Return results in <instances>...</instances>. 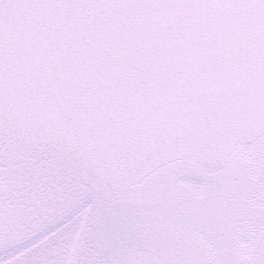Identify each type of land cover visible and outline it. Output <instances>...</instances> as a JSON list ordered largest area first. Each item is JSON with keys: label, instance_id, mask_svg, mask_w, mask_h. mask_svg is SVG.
Wrapping results in <instances>:
<instances>
[{"label": "water", "instance_id": "1", "mask_svg": "<svg viewBox=\"0 0 264 264\" xmlns=\"http://www.w3.org/2000/svg\"><path fill=\"white\" fill-rule=\"evenodd\" d=\"M142 11L103 0H53L39 11L31 33L0 40V135L53 149L105 202L119 199L155 170L183 158L204 172H216L236 144L252 143L264 134V121L245 114L198 140L161 130L137 145L136 127L122 123L124 142H90L103 123L101 113L143 111L141 105L130 109L120 97L171 86L170 80L126 78L127 69L115 67L113 41H119V30L134 25ZM53 102L55 110L48 112ZM84 113L89 118L81 126L77 117ZM128 261L152 264L125 251H113L108 264Z\"/></svg>", "mask_w": 264, "mask_h": 264}, {"label": "snow or ice", "instance_id": "2", "mask_svg": "<svg viewBox=\"0 0 264 264\" xmlns=\"http://www.w3.org/2000/svg\"><path fill=\"white\" fill-rule=\"evenodd\" d=\"M51 2L0 0V40L31 33L39 11ZM103 2L143 10L134 25L119 30V41H113L115 67L127 69L126 78L170 80L171 86L120 97L130 109L141 105L143 111L101 113L103 123L90 142H124L122 123L136 127L135 143L140 145L161 130L198 140L245 114L264 121V0ZM41 95L46 93L42 90ZM54 110V102L48 104L47 111ZM88 118L84 113L77 120L86 126ZM256 264H264V253Z\"/></svg>", "mask_w": 264, "mask_h": 264}, {"label": "rangeland", "instance_id": "3", "mask_svg": "<svg viewBox=\"0 0 264 264\" xmlns=\"http://www.w3.org/2000/svg\"><path fill=\"white\" fill-rule=\"evenodd\" d=\"M258 139L249 146L236 145L220 173L202 174L193 162L176 161L129 187L119 199L105 202L53 150L0 135V193L7 185L21 186V206L30 211L22 209L18 216L11 206L0 211V220L25 228L19 242L0 251V264H108L117 246L141 250L131 240L160 250L161 255L152 258L157 264L202 263V254L188 252L187 245L197 229L192 224L198 218L195 209L207 204L204 190L210 196L236 191L249 175L261 191L259 157H264V143ZM231 167L237 172L229 175ZM181 210L194 214L193 219ZM197 237L207 264L217 261L215 242L202 233ZM250 245L240 247L227 264H253L254 253L245 250Z\"/></svg>", "mask_w": 264, "mask_h": 264}, {"label": "flooded vegetation", "instance_id": "4", "mask_svg": "<svg viewBox=\"0 0 264 264\" xmlns=\"http://www.w3.org/2000/svg\"><path fill=\"white\" fill-rule=\"evenodd\" d=\"M258 140L264 143V134ZM251 144H239V146H249ZM232 152L233 150L230 152L226 164ZM259 158L262 167L260 178L262 177L261 179H263L261 181L263 186L261 185L260 194L258 193L260 187H257L251 175L243 179L240 189L236 191L232 189V191L227 190L225 193H219V196H210L208 191L204 190L202 198L207 204L204 207L195 209L194 213L198 215V218L192 224L197 229L192 231L195 234H191L190 241L187 243L188 252H200L202 254L204 262L199 264H207V253L203 250L202 241L197 237L198 233H202L210 241L215 242L214 252L216 253L215 258L217 261L212 264L217 262L227 264L232 257L234 258L237 255L238 249L248 243L251 245L245 250L254 253L253 264H255L257 257L264 253V157L261 156ZM226 164L224 167H226ZM234 169V167H231L228 174H235L237 171ZM222 170L223 168L211 174L220 173ZM198 171L202 174H207L199 169ZM187 213L185 210H181V214L184 217L190 219L192 216L191 219H193L194 214L189 213L187 215ZM132 241L136 242L135 245H140L141 250L132 248L129 244L127 246H117L109 253L107 262L111 258L113 251H125L133 256H139L145 261L157 264L152 258L157 256L158 253L161 255L160 250L154 249L148 242L143 243V240H131L130 242Z\"/></svg>", "mask_w": 264, "mask_h": 264}, {"label": "trees", "instance_id": "5", "mask_svg": "<svg viewBox=\"0 0 264 264\" xmlns=\"http://www.w3.org/2000/svg\"><path fill=\"white\" fill-rule=\"evenodd\" d=\"M0 184H2V182H0ZM13 186L15 185L13 184L7 185L5 193H0V202L3 203V204H0V211L6 210L8 206H11L12 208L16 210V213L12 212V214H16L18 216L21 214L22 209L27 214H30V211L27 212V208L24 209V207L21 206V200L25 198V197L21 198V193L24 192V189L21 191V186H15V187ZM33 188L34 187H31L32 191H33ZM32 203L33 202H31L29 206H33ZM24 229H25L24 226H20L16 223L4 222L3 220H0V251L6 248L7 246H11L19 242L20 241L19 233L23 231ZM21 242H23V239H21Z\"/></svg>", "mask_w": 264, "mask_h": 264}, {"label": "bare ground", "instance_id": "6", "mask_svg": "<svg viewBox=\"0 0 264 264\" xmlns=\"http://www.w3.org/2000/svg\"><path fill=\"white\" fill-rule=\"evenodd\" d=\"M235 147V146H234Z\"/></svg>", "mask_w": 264, "mask_h": 264}]
</instances>
